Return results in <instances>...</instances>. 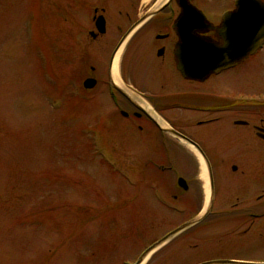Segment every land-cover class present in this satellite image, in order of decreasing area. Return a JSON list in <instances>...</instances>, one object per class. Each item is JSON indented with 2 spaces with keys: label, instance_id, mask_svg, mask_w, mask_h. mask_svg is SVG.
Returning <instances> with one entry per match:
<instances>
[{
  "label": "flooded vegetation",
  "instance_id": "obj_1",
  "mask_svg": "<svg viewBox=\"0 0 264 264\" xmlns=\"http://www.w3.org/2000/svg\"><path fill=\"white\" fill-rule=\"evenodd\" d=\"M217 1L90 4L82 54L87 59L86 46L98 43L105 57L93 54L79 83L86 92L99 86L151 154L136 166L159 175L132 178L161 193L171 227L149 245L190 223L143 264H264V91L238 89L264 70V0H249L257 3L256 22L245 6L233 15L238 0ZM105 5L125 13L110 16ZM201 42L226 43L227 59L246 54L203 76L195 57ZM87 79L92 88L83 87Z\"/></svg>",
  "mask_w": 264,
  "mask_h": 264
},
{
  "label": "rangeland",
  "instance_id": "obj_2",
  "mask_svg": "<svg viewBox=\"0 0 264 264\" xmlns=\"http://www.w3.org/2000/svg\"><path fill=\"white\" fill-rule=\"evenodd\" d=\"M92 2L0 0V264H128L171 227L132 178L159 175L136 166L142 135L79 83L105 57L81 50ZM241 88L264 91V70Z\"/></svg>",
  "mask_w": 264,
  "mask_h": 264
},
{
  "label": "water",
  "instance_id": "obj_3",
  "mask_svg": "<svg viewBox=\"0 0 264 264\" xmlns=\"http://www.w3.org/2000/svg\"><path fill=\"white\" fill-rule=\"evenodd\" d=\"M237 6L238 9L236 11V13L234 14L236 15H240L242 14L241 11V7H247L248 8V15L251 16V18L249 19L250 21L256 22L260 20V14H259V10L257 7V3H250L249 0H238L237 1ZM100 32L104 31V28L99 29ZM238 43L233 40L232 43H230V45H233L234 48H241V46L237 45ZM255 43L252 44L250 47H254ZM249 48V47H248ZM226 50V43L224 45H221L220 47L216 46L213 43H199L198 44V49L197 52L195 54L196 57V61L197 63H199V74H202L203 76L211 73L213 71H218L219 69L224 68L226 65H228L229 63H231L232 60L236 59L237 57H240L241 54L244 55L245 51L236 55V54H230L231 56H234L232 58H230L229 60H227V56L229 54H227L226 52H224ZM236 55V56H235ZM182 64H179V67L185 71V69L182 68L181 66ZM184 66V65H183ZM201 78V76H200ZM94 84V81L91 79H87L84 82V87L85 88H91ZM193 222H195L193 220ZM190 223L185 224L183 226H181L180 228L174 230L173 232H171L168 236H166L165 238L159 240L158 242L154 243L152 246H150L149 248H147L140 256V258L137 260V262L135 264H141L144 259L149 255V253L156 247H158L165 239H167L169 236L176 234L178 231H180L181 229L185 228L186 226H188ZM216 262H211V263H204V264H215Z\"/></svg>",
  "mask_w": 264,
  "mask_h": 264
},
{
  "label": "bare ground",
  "instance_id": "obj_4",
  "mask_svg": "<svg viewBox=\"0 0 264 264\" xmlns=\"http://www.w3.org/2000/svg\"><path fill=\"white\" fill-rule=\"evenodd\" d=\"M116 60H117V58H116ZM116 60H115V62H114V66H113V73L115 74V65H116Z\"/></svg>",
  "mask_w": 264,
  "mask_h": 264
}]
</instances>
